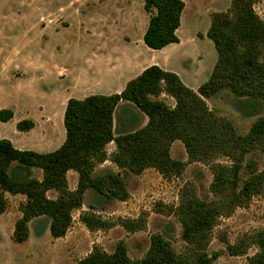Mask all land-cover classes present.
Segmentation results:
<instances>
[{"label": "rangeland", "instance_id": "obj_1", "mask_svg": "<svg viewBox=\"0 0 264 264\" xmlns=\"http://www.w3.org/2000/svg\"><path fill=\"white\" fill-rule=\"evenodd\" d=\"M186 1L189 6L178 31L181 42L168 46L165 51H154L143 41L150 18L144 11L145 0H0V72H3L0 74V111L17 108L13 120L0 121V140H9L21 150L52 152L60 146L64 135L66 137L64 114L70 99L82 100L91 95L119 91L108 76V68L120 58L118 53L113 54L117 51L115 45L111 50L103 42L106 50L90 65L92 48L85 44L87 33L95 38L120 36L136 45L143 44L140 55L145 62L144 68L157 63L162 69L180 76L187 87L197 92L209 80L218 60L214 43L208 37L211 17L215 13L228 12L231 0ZM254 10L264 20V0H258ZM116 64L114 69L124 65ZM57 66L61 67L65 78L63 85L57 78ZM69 79L72 81L68 82ZM103 84H113V87L108 89ZM160 100L175 107V100L168 95H162ZM206 103L216 118L230 121L241 135H246L255 122L264 118L263 100L237 97L229 90L219 92ZM131 114L139 116L138 123L125 125L123 120ZM20 117L23 120L33 118L34 128L28 132L18 131L16 125ZM144 126L135 107L129 104L117 107L114 114L116 135L135 132ZM114 148L109 145L108 153H113ZM170 154L173 160L185 164L178 177L164 179L155 169H148L141 175L123 170V174H119L129 198L108 200L93 190L87 191L82 209L73 212L72 226L60 239H54L50 233L35 234L41 220L47 221L43 218L29 223L28 241L16 243L12 224L16 225L22 217L23 202L8 200L6 214L0 223V264H79L95 248L113 254L120 243L126 245L130 259L141 260L147 255L155 234L168 240L176 253H182L187 243L182 238V225L176 216L181 194L190 186L198 199L214 202L213 171L210 165L191 163L179 140L172 144ZM219 161L229 164L225 158ZM263 168V154H248L240 172L241 185L249 180L251 171L259 173ZM107 174L114 173L108 169L95 171L96 176ZM33 175L41 180L43 172L33 169ZM48 196L55 199L57 193L52 191ZM83 212H93L115 225L90 231L80 219ZM140 218L146 221L143 231L129 232L119 225L122 219ZM260 230H264V187L247 207L237 208L230 216L218 219L208 247L210 255H219L213 264H248L249 258L259 251L257 247L251 246L246 255L231 256L226 246L239 244L241 240L250 241V236Z\"/></svg>", "mask_w": 264, "mask_h": 264}, {"label": "trees", "instance_id": "obj_2", "mask_svg": "<svg viewBox=\"0 0 264 264\" xmlns=\"http://www.w3.org/2000/svg\"><path fill=\"white\" fill-rule=\"evenodd\" d=\"M257 1L231 0L228 12L212 15L208 37L214 43L218 60L209 80L197 92L177 74L151 66L129 81L121 93L70 99L64 114L66 139L57 150H19L9 140H0V214L8 206L6 194L26 197L21 204L22 217L15 225L14 241H28L29 223L43 218L47 221L41 220L35 228L37 236L44 235L49 227L54 239L65 237L73 223V212L82 209L89 190L108 200L126 201L129 192L120 174L95 175L96 167L106 161L133 175L155 169L164 179L178 177L185 164L173 160L170 151L179 140L191 163L212 167L211 192L216 198L206 202L197 198L192 187L183 190L176 216L187 243L185 250L176 253L168 240L155 234L141 260L130 259L126 245L120 243L113 254L95 248L79 264H213L219 255H210L208 247L218 219L247 207L264 187V168L259 173L251 171L243 185L240 182L246 156L254 152L264 155V118L241 135L230 121L216 118L206 103L223 90L237 97L264 101V20L254 10ZM184 9L182 0H145L144 11L150 18L143 41L149 49L161 51L180 43L177 32ZM162 95L172 97L175 107L160 100ZM121 102L147 116V124L135 132L116 135L114 114ZM13 117L12 110L0 111L3 123ZM138 121L139 116L131 114L123 123L134 125ZM34 126L33 121L24 120L17 124V129L27 132ZM111 143L116 148L109 154L107 148ZM219 158H225L229 164L221 163ZM33 169L43 172L41 180L34 177ZM69 171L79 176L74 191L69 189ZM52 191L57 193L55 199L48 196ZM80 219L90 231L115 225L93 212H83ZM119 225L137 232L145 230L146 221L122 219ZM251 246L259 251L249 258L248 264H264V230L250 236V241L227 244L226 250L231 256H243Z\"/></svg>", "mask_w": 264, "mask_h": 264}, {"label": "crops", "instance_id": "obj_3", "mask_svg": "<svg viewBox=\"0 0 264 264\" xmlns=\"http://www.w3.org/2000/svg\"><path fill=\"white\" fill-rule=\"evenodd\" d=\"M182 1H184V3H185V9L186 8H188V6H189V4H188V2L186 1V0H182ZM106 2V1H105ZM100 4H102V3H100ZM195 5H193L192 7H194ZM202 6H204L203 4H202ZM76 7H77V4H76ZM81 8V7H80ZM185 9H184V11H185ZM183 11V14H182V17H184V13H186V12H184ZM181 24H182V20H181ZM179 31V30H178ZM177 34H178V32H177ZM89 34L87 33V40L85 41V44H87V46H90V48H92L91 50H92V56H91V58H89L88 59V63L90 64V65H92V62H94V59H95V57H97V56H99L102 52H103V50H106V49H104L103 47H102V43L103 42H105V44L107 45V49H111L112 50V46L113 45H115V47H116V49H117V51L116 50H114L115 52L113 53L114 55L116 54V53H118V56L120 57L119 58V60L117 61V62H115V63H112L111 64V68H108V70L110 71L109 72V74H108V76H110L111 77V82L112 81H115L114 83H116L115 84V86L114 87H116L117 89H119V91H116L114 94H116V93H121L124 89H125V87H126V85H127V83L129 82V81H131L132 79H134V78H136L137 76H139L146 68H148V67H151V66H158L157 65V63H151L150 65H147L145 68H144V66H145V62L142 60V56L140 55L141 53H142V49H143V44H141V45H136V44H134V42L132 41V42H128V40L126 39V38H122V37H120V36H113V37H111V36H109V37H107V38H95L94 36H88ZM143 37V36H142ZM141 37V38H142ZM179 37V36H178ZM180 40V39H179ZM130 41V40H129ZM181 42V41H180ZM141 43H142V39H141ZM167 49V47L166 48H164L163 50H161V51H165ZM117 55V54H116ZM115 55V56H116ZM129 59V63L127 62V60ZM116 63H119L118 64V66L120 65V64H124L121 68L119 67L118 69H114V66L115 65H117ZM160 67V66H159ZM124 68V69H123ZM161 68V67H160ZM122 69V70H121ZM55 70H56V72H57V78H59V82L61 83V85H63L64 84V81H65V78H63V76H62V74L61 73H63L62 72V70H61V67H56L55 68ZM0 74L2 75L3 74V72H0ZM1 75H0V77H1ZM107 77V76H106ZM180 77V76H179ZM104 78H105V76H104ZM181 78V77H180ZM72 80H70L69 79V81L68 82H71ZM105 82V81H104ZM113 83V84H114ZM113 84H110V85H105V84H103V87H105V88H108V89H111L113 86ZM60 85V86H61ZM60 86H58V88L60 87ZM56 94V93H55ZM46 95V94H45ZM108 95H113V93H110V94H108ZM74 99H76L75 97H74ZM121 105H124V104H129V103H125V102H121L120 103ZM119 104V105H120ZM130 105V104H129ZM17 108L15 109V107H14V110H12L13 111V113H14V117H13V119L16 117V115H17ZM140 115H141V117H142V119H143V121H144V125H146L147 124V122H148V118H147V116H145V115H143V114H141L140 113ZM12 119V120H13ZM31 119V121H34L33 120V118H30ZM29 119V120H30ZM11 121V120H10ZM21 121H24L23 120V118H19V120H18V122H17V124L19 123V122H21ZM35 123V122H34ZM16 127H17V125H16ZM32 130V129H31ZM19 131V130H18ZM21 132V131H20ZM28 132V131H27ZM64 137H65V135H64ZM63 137V139H62V141H61V143H60V146L57 148V149H59L62 145H63V143L65 142V139H66V137L64 138ZM11 142V141H10ZM12 143V142H11ZM13 144V143H12ZM14 145V144H13ZM110 145H113V146H115V144L114 143H111ZM15 146V145H14ZM16 147V146H15ZM17 148V147H16ZM18 149V148H17ZM57 149H55V150H57ZM19 150H21V149H19ZM114 150H115V148H114ZM113 150V151H114ZM36 152V151H35ZM38 152H42V151H40V150H38ZM100 169H108V170H110V171H112V173H114V174H123V170H121V169H119L114 163H112L111 161H106L105 163H103V164H100V165H98L97 167H96V169H95V171H97V170H100ZM67 179H68V184H69V189L71 190V191H74V190H76V188H77V186H78V181H79V176H78V174H77V172H75V171H69L68 173H67ZM6 197H7V199L8 200H11V199H15V200H18V201H22L23 203L25 202V200H26V198H24L25 196L24 195H15V196H13V195H10V194H6ZM6 214V211L4 212V213H2V214H0V223L2 222V220H1V217H3L4 215ZM15 230V222L12 224V235H13V231ZM46 233H50L49 232V230H47L46 232H45V234Z\"/></svg>", "mask_w": 264, "mask_h": 264}]
</instances>
